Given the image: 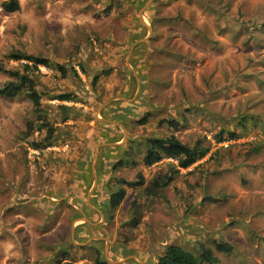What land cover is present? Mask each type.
I'll return each mask as SVG.
<instances>
[{"label":"rangeland","instance_id":"374dc122","mask_svg":"<svg viewBox=\"0 0 264 264\" xmlns=\"http://www.w3.org/2000/svg\"><path fill=\"white\" fill-rule=\"evenodd\" d=\"M5 1L0 67L49 63L42 113L0 96V264H157L225 242L218 264H264V0ZM171 135L210 153L146 167V142ZM120 180L145 185L112 210Z\"/></svg>","mask_w":264,"mask_h":264},{"label":"trees","instance_id":"16d2710c","mask_svg":"<svg viewBox=\"0 0 264 264\" xmlns=\"http://www.w3.org/2000/svg\"><path fill=\"white\" fill-rule=\"evenodd\" d=\"M1 7L6 14H14L21 10V4L19 0H7L1 4ZM10 60L13 61H29L34 63L33 66L29 64H24L23 69H4L0 67V73L8 76L9 81L6 82L0 89V96L5 99H15V98H26L33 106L36 113H42V96L37 89V80L33 74V70L39 71V66H48L49 61L45 59L36 58L34 56H28L24 53H12L9 56ZM60 70L66 75V70L59 66ZM66 101H71L69 95L62 98ZM148 118L145 117L141 123L147 122ZM31 126V124H30ZM168 126L173 131H178L180 127V122L177 120L168 121ZM237 136L231 134L230 138L235 139ZM223 136L220 141H223ZM210 153L209 148L204 147L200 142L196 143L194 146H189L182 142L175 135L161 137V138H151L145 144V154L143 156V164L146 167H152L164 159H173L178 161V167L182 169H188L199 160L203 159ZM135 164L134 160L129 158L121 160L116 164V167H124L128 164ZM173 181L172 177H165L162 180H154L152 185L145 189L148 196L155 197L160 195V191L166 188ZM120 188L113 192L110 198V207L112 210L119 208L127 197L128 187L144 186L143 180L139 182H126L120 180ZM136 203L134 202V207ZM136 208L138 209L137 205ZM138 211V210H137ZM215 251L223 254H231L234 251V247L230 243H216L215 250L201 246L200 256H196L194 253L185 250L184 248L171 245L167 248L165 253L159 258L157 264H218L219 260L215 255ZM98 264H106V262H101Z\"/></svg>","mask_w":264,"mask_h":264},{"label":"water","instance_id":"95a60500","mask_svg":"<svg viewBox=\"0 0 264 264\" xmlns=\"http://www.w3.org/2000/svg\"><path fill=\"white\" fill-rule=\"evenodd\" d=\"M84 221H86V222H89L87 219H83Z\"/></svg>","mask_w":264,"mask_h":264},{"label":"crops","instance_id":"0c3cea01","mask_svg":"<svg viewBox=\"0 0 264 264\" xmlns=\"http://www.w3.org/2000/svg\"><path fill=\"white\" fill-rule=\"evenodd\" d=\"M107 243V242H106Z\"/></svg>","mask_w":264,"mask_h":264}]
</instances>
